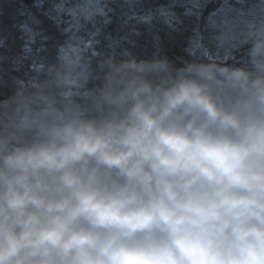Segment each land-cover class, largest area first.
<instances>
[{
  "label": "clouds",
  "instance_id": "obj_1",
  "mask_svg": "<svg viewBox=\"0 0 264 264\" xmlns=\"http://www.w3.org/2000/svg\"><path fill=\"white\" fill-rule=\"evenodd\" d=\"M248 56L113 61L101 115L0 132V264H264V39Z\"/></svg>",
  "mask_w": 264,
  "mask_h": 264
},
{
  "label": "snow or ice",
  "instance_id": "obj_2",
  "mask_svg": "<svg viewBox=\"0 0 264 264\" xmlns=\"http://www.w3.org/2000/svg\"><path fill=\"white\" fill-rule=\"evenodd\" d=\"M42 3L43 0H37ZM246 0H55L38 16L28 7L20 15L19 47L0 41V72L13 64L19 70L25 64L36 71L48 51L95 53L100 43L117 47L121 43H143L154 51L169 47L191 48L227 45L246 19ZM264 5V0H257ZM103 4V7L98 5ZM0 7V15L4 14ZM116 16V36L107 32ZM45 19L50 22L45 27Z\"/></svg>",
  "mask_w": 264,
  "mask_h": 264
},
{
  "label": "trees",
  "instance_id": "obj_3",
  "mask_svg": "<svg viewBox=\"0 0 264 264\" xmlns=\"http://www.w3.org/2000/svg\"><path fill=\"white\" fill-rule=\"evenodd\" d=\"M55 0H0V7L5 11L0 15V41L19 47L22 41L20 26L26 17L20 15L22 7H28L33 13L42 16ZM257 0H248L244 5L248 13ZM101 3L98 7H103ZM113 23L106 26V31L116 36L115 29L119 24L116 16L108 17ZM50 22L45 19V27ZM237 39H242L240 36ZM237 41V40H236ZM239 45H207L209 54L196 53L190 55L189 47H169L167 51H154L141 43H121L111 47L108 43H100L95 53L89 51H72L54 47L48 51L36 71H30L25 64L15 70L13 64L6 65L0 72V132H16L25 136L42 133L53 123L75 115L99 116L107 110L103 96L106 75L110 62L130 58L156 59L168 58L177 65L188 60L212 59L231 65H247L253 73L260 71L249 63V49L254 40H241ZM194 56V57H192ZM26 120L30 127L21 129V120Z\"/></svg>",
  "mask_w": 264,
  "mask_h": 264
},
{
  "label": "rangeland",
  "instance_id": "obj_4",
  "mask_svg": "<svg viewBox=\"0 0 264 264\" xmlns=\"http://www.w3.org/2000/svg\"><path fill=\"white\" fill-rule=\"evenodd\" d=\"M247 2L248 0H246L245 4ZM240 36H242L241 40L247 42L251 40L256 41L258 39H264V5L258 3L248 13H246L244 23L238 27L234 40L230 43L239 45L242 41L237 38ZM208 50L209 48L205 45L202 47L189 48V53L194 56L198 52L199 54H209Z\"/></svg>",
  "mask_w": 264,
  "mask_h": 264
}]
</instances>
